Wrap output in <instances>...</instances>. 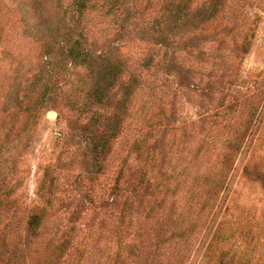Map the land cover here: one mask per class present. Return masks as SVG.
<instances>
[{"label":"rangeland","instance_id":"374dc122","mask_svg":"<svg viewBox=\"0 0 264 264\" xmlns=\"http://www.w3.org/2000/svg\"><path fill=\"white\" fill-rule=\"evenodd\" d=\"M113 3L0 0V264H264V0Z\"/></svg>","mask_w":264,"mask_h":264},{"label":"trees","instance_id":"16d2710c","mask_svg":"<svg viewBox=\"0 0 264 264\" xmlns=\"http://www.w3.org/2000/svg\"><path fill=\"white\" fill-rule=\"evenodd\" d=\"M126 0H114V3L112 4L111 11L113 10V12L115 10H119L122 6H124ZM85 5V3H84ZM86 6V5H85ZM90 54H88L87 52H85V50L83 49V51L81 50V44L80 42H78L77 44H74L71 49H70V57L78 59L80 58V60H83V62H88V57ZM98 95V93H97ZM31 226L37 228L40 227L42 225L41 222V218H39L38 216H32L31 221H30Z\"/></svg>","mask_w":264,"mask_h":264}]
</instances>
